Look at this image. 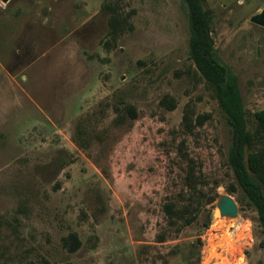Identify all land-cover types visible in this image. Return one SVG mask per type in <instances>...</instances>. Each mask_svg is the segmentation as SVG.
Instances as JSON below:
<instances>
[{"label":"rangeland","instance_id":"374dc122","mask_svg":"<svg viewBox=\"0 0 264 264\" xmlns=\"http://www.w3.org/2000/svg\"><path fill=\"white\" fill-rule=\"evenodd\" d=\"M204 7L254 131L264 0ZM231 139L183 0H0V264H264Z\"/></svg>","mask_w":264,"mask_h":264},{"label":"trees","instance_id":"16d2710c","mask_svg":"<svg viewBox=\"0 0 264 264\" xmlns=\"http://www.w3.org/2000/svg\"><path fill=\"white\" fill-rule=\"evenodd\" d=\"M189 20V56L205 81L214 90L219 108L232 130L228 165L236 185L231 192L239 194V203L253 209L261 229L260 243L264 252V110L255 116V130L250 129L246 117L237 76L217 58L211 34V21L204 0H183ZM134 116H136L134 114ZM188 206L168 204L165 214L171 221L192 219L185 217ZM184 209L183 212H180ZM201 242V241H200Z\"/></svg>","mask_w":264,"mask_h":264},{"label":"water","instance_id":"95a60500","mask_svg":"<svg viewBox=\"0 0 264 264\" xmlns=\"http://www.w3.org/2000/svg\"><path fill=\"white\" fill-rule=\"evenodd\" d=\"M3 2H8L9 0H2ZM251 22L255 25H258L262 28H264V9L254 15L251 18ZM238 213V206L237 203L234 201V199L230 196L224 197L218 206L217 209L213 212V218H216L218 216H234Z\"/></svg>","mask_w":264,"mask_h":264}]
</instances>
